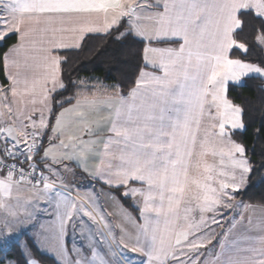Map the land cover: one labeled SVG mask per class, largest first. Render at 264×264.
<instances>
[{
    "label": "snow or ice",
    "instance_id": "snow-or-ice-1",
    "mask_svg": "<svg viewBox=\"0 0 264 264\" xmlns=\"http://www.w3.org/2000/svg\"><path fill=\"white\" fill-rule=\"evenodd\" d=\"M249 15L260 21L255 39L264 46V0H0V42L13 35L18 37L17 44L0 54L5 69L10 53L19 56L25 51L27 38L37 31L34 25L59 23L73 27L52 28L53 33L66 30L79 33L75 38L79 42L72 44L75 48L81 46L87 34L101 32L107 35L115 31L119 40L146 41L143 60L146 67L154 70L151 73L141 70L128 95L119 94L118 104L107 102L111 111L105 119L111 121L107 129L111 135L98 148L101 141L96 139L71 135L66 142L60 138L70 124L65 119L68 114L83 124L82 130L89 136L100 129V120L90 122L87 114L80 111L81 100L64 108L72 98L57 99L68 85L62 79L61 69L66 58L56 53L69 49V44L63 38L60 41L53 38L38 54L25 55V66L29 60L38 61L44 69L31 81H24V91L33 97L31 103L43 107L38 124L29 116V123L19 128L0 126V211L4 213L0 244L13 239L19 243V235H3V229L10 232L7 217L18 216L10 203L14 188L28 184L34 190L31 210L24 220L17 219L15 223L23 226L30 221L28 228L39 225V229L20 245L23 264H43L33 256V250L51 259L52 264H131L129 253L133 257L142 254L139 264H264V236L248 247H239L234 240V250L226 248L235 222L218 241L220 252L214 253L207 247L217 235L211 225H221L222 209L232 207L230 201L240 191L244 174L252 171L244 158L247 150L231 141V133L226 131L229 127L232 131L244 129L243 109L227 98L228 83H240L250 74L264 78V64L230 57L234 48L247 52V46L238 43L235 37L243 30ZM5 79L11 81L10 87L3 90L5 96L11 91L15 97L20 81L11 73H6ZM209 95L210 108L215 109L212 118L218 120L217 135L227 137L231 145L226 153L221 149L212 150L211 154L221 156L222 166L227 155L233 171L230 173L223 167L218 170L205 163L203 173L193 175L192 156L197 143L193 126L198 124L197 117L203 114ZM83 104L94 108L98 101L85 99ZM58 107L62 110L57 113ZM8 111L11 113L10 107ZM91 123L96 125L95 129L89 126ZM49 128L53 135L45 148L43 137ZM53 139L59 143L53 144ZM113 146L118 153L111 150ZM207 154L202 143L199 155ZM90 160L99 161L94 169L89 168ZM113 160L119 163L114 164ZM65 161L73 162L82 173L109 188H123L121 198H142V206L136 202L132 205L142 221L135 224L134 241L131 234L122 230L116 250L108 243L101 254L100 241L90 229L87 242L77 238L78 225L84 226L80 230L83 236L88 222L98 223V215L95 208L77 200L66 186L64 172L70 169ZM196 167L199 168V163ZM53 192L55 196L51 195ZM16 202L18 207V196ZM181 216L187 223L186 229L178 228ZM103 220L100 215L99 221ZM20 234H27V229L22 227ZM38 241L47 247H41Z\"/></svg>",
    "mask_w": 264,
    "mask_h": 264
},
{
    "label": "crops",
    "instance_id": "crops-1",
    "mask_svg": "<svg viewBox=\"0 0 264 264\" xmlns=\"http://www.w3.org/2000/svg\"><path fill=\"white\" fill-rule=\"evenodd\" d=\"M97 26H100V25H97ZM34 27H36L37 31L31 34L27 38L25 42V51L21 52L19 56H17L15 53H10L7 69H5V66H4L5 77H6V73H11V75L15 79L20 81V83L17 86V95L15 97H13L11 91H9L10 97L14 100L16 110H30L29 112L30 116L37 115V113L40 112V109L43 106L40 103H37L35 105L31 103V100L33 99V97L31 96L30 93L24 91L25 89L24 81L25 80L31 81L35 76H38L41 72H43L44 69L40 66L38 61L33 62L29 60L28 66H25L24 64L25 55L30 56L33 54H38V50L41 47H48L49 45L47 41L53 38H55L57 41H60L61 38H63V41L69 44L70 46L69 49L62 50L56 53V54L62 55L65 52L80 50L84 41L89 37L106 35L102 32L94 33V34H87L85 38L83 39L81 46L79 48H75V47H72V44L74 43V41L79 42L75 40V38L79 36L78 32H72V31L66 30V31H57L53 33L51 31L52 28L70 29L71 27H73V25H70V24L61 25L59 23L48 25L45 23H41L39 25H34ZM45 28L49 30L47 32H42L41 30ZM143 43L145 46L146 41ZM153 46L163 47L166 45H153ZM232 51L233 49L230 51L231 58H233ZM149 56H151V54H149ZM15 62H18V64ZM143 64H144V68L142 69L143 71H146L149 73L154 71L151 66H147V67L145 66L144 60H143ZM139 78L140 77H138V79ZM81 81H83L84 83L81 84ZM7 82H8V86H6L5 89H8L11 84V81L9 80H7ZM115 84L116 83H106L104 80L100 78L80 79L77 82V90L75 92V95L72 97L71 102L65 105L64 108L72 107L73 105H75L77 99L81 100L83 106L81 107L80 111H84L87 114V119L90 122L100 120V129L96 131L95 135L89 136L86 132L82 130L83 124H81L74 115L68 114L66 115L65 119L68 120L70 124L68 127L64 129V134L60 138L64 139L66 142H67L68 136H71V135L82 136L84 139H96V140L101 141V143H99L97 147L102 148L103 147L102 141H104L108 136L111 135V133L107 131V129L110 127L111 121L109 119H105L109 116V112L111 111L107 107V102H110L113 104V106H115L116 104L119 103V94L122 92L120 87L119 88L115 87L116 86ZM123 95L127 96L128 93L127 94L123 93ZM85 99H89V100L96 99L98 101V104L94 108L88 107L87 105L83 104V101ZM207 101L208 102L204 104L203 114L198 115L197 117L198 124H194L193 126L195 134H196V138H197V143L195 144L193 148V156H192L193 167L191 171L193 175H199L203 173V166L205 163L210 166H213L214 168L218 170L221 167H223L225 171H228L227 158H226L227 155L223 157L224 165L222 166L220 164L221 156L220 155L213 156L211 154L212 150H216L217 152H219L221 149L226 153L229 148V140L227 137H224L223 139L220 136H218L220 137V139L219 140L217 139L215 134L218 133L219 128H218V122L217 124L213 122L212 116L213 114H215V109L210 108V103H211L210 95L207 97ZM34 108H35V111H33ZM210 112H211V115H210ZM45 114L47 116V112H45ZM51 123L52 124L55 123L54 119L51 121ZM214 124L216 125V127H213ZM89 126L93 129L96 128V125L94 123H91ZM52 135L53 133L51 132V129L49 128L47 134L44 135L43 137V146L45 148L49 146V137ZM231 135L234 137L232 132H231ZM212 137H215V139ZM233 140L236 142V138H233ZM52 143L58 144L59 140L53 139ZM202 143L204 144V148L208 152V154L204 157H201L199 155V153L202 150ZM111 150L113 152L118 153V149L115 146H113ZM42 154L43 153L41 152V155ZM97 163H99L98 160H90L89 168L94 169ZM113 163L118 164L119 161L113 160ZM198 163H199V168L196 167ZM65 164H67L70 169L68 173H70L69 176L71 180L68 178V175H65V174H64V178L66 182L70 180L71 186L69 188L72 189L71 194L75 196L77 200H83L84 203L88 204L90 207L95 208L96 213L98 215V223L92 224L91 222H88V225L85 228L83 236L80 235V230H81V227H84V226L78 225L77 238L83 239L84 242H87L86 238L89 234V229H90L95 239L97 241H100V246L98 248V251H100L101 254H103L107 250L108 243H111L113 245V249L116 250L115 245L119 241L121 235H123V232H127L131 234L132 239L134 241L135 235H136L135 224L142 223V221L139 220V212L132 205L134 202H136L139 206H142V198L139 196L130 197L126 199L121 198L120 193L124 191L123 188L119 190L115 188H109L103 183L98 182L91 175H86L85 173H82L80 168L76 167L73 162L65 161ZM86 179H89L90 181H85ZM23 185L24 184L19 186V188L21 189L20 197L27 198L28 199L27 203L28 205H30V202H32L34 199V190L31 189L29 185L27 186H23ZM134 186L139 187L140 185H134ZM245 190L246 189L241 190L239 192H242ZM237 193L235 195L236 197L235 203L237 204V209L233 213L236 217V221H235L236 227L229 234L227 241H226V248L229 251L234 250V246L232 244V241L234 240L239 242L238 244L239 247H248L252 244H255L261 236H264V207L259 206V205H250L246 203H243L240 205L239 200H238L239 198L237 197ZM51 195L55 196V193L53 192L51 193ZM100 196L103 199L100 198ZM123 200H126L128 205L124 204ZM40 203L43 204L44 201H41ZM100 215H103L104 217L103 221H99ZM206 215H211V214L209 213ZM18 217L22 220H24L25 218V217H22L20 213H19V216H17L16 218ZM195 217L198 220L199 214L196 213ZM105 222L107 223V226H105ZM30 223L31 222L29 221L28 224ZM28 224H26L25 226V229H27V234H22L21 237L19 238L28 239L29 236H35L37 234L39 225H37L34 228H28ZM212 226L213 225H211V227ZM92 227H97V230L94 232L92 230ZM178 228H183V229L187 228V223L183 220V216H181V219L178 221ZM34 230H36L35 233H34ZM110 230H111V234H109ZM101 233H103V235H101ZM69 234L71 235V229H69ZM113 236H115V240L113 239ZM105 237L107 239H105ZM245 237L247 239H245ZM222 238H223V235L219 236L217 234L214 241L211 244H209L207 247L210 246L209 248L213 249L214 253L220 252L218 241ZM23 241H25V239L19 240V242H23ZM13 243H16V242L9 241L5 245H12ZM38 243L46 244L42 241H38ZM213 243H215L216 245L214 244L211 247ZM69 247L71 248V245H69ZM201 251L205 252V254L207 255V252L205 249H201ZM129 256L131 258V264H139V259L142 258V254H136L135 257H133L132 254L129 253ZM202 259L203 257H201V260Z\"/></svg>",
    "mask_w": 264,
    "mask_h": 264
},
{
    "label": "trees",
    "instance_id": "trees-1",
    "mask_svg": "<svg viewBox=\"0 0 264 264\" xmlns=\"http://www.w3.org/2000/svg\"><path fill=\"white\" fill-rule=\"evenodd\" d=\"M243 30L235 38L238 43L247 46V52L234 48L232 57L245 62L264 64V50L257 43L255 37L260 21L249 15L245 18ZM117 33L103 36H92L87 38L81 49L65 52L61 56L66 58V63L61 65L62 79L68 85L67 90L57 99L68 100L75 95L77 82L82 78H100L106 83H116L127 94L135 86L139 72L144 68L143 48L144 43L131 38L119 40ZM18 42V37L13 35L6 38L0 44V54L7 52L9 48ZM0 84L8 86L5 79L4 64L0 63ZM228 98L243 109V121L246 129L237 132L235 138L240 140L250 156L252 171L250 173V184L245 191L238 192L237 197L244 203L264 207V78L248 77L244 85L230 87ZM68 103H65L67 105ZM61 108H56L58 113ZM127 204L126 200H123ZM27 241V238H24ZM20 243H13L9 248L7 258H11L16 264H23L20 252ZM33 256L41 259L43 264H52L48 257H41L33 250ZM0 258V264L6 259Z\"/></svg>",
    "mask_w": 264,
    "mask_h": 264
},
{
    "label": "rangeland",
    "instance_id": "rangeland-1",
    "mask_svg": "<svg viewBox=\"0 0 264 264\" xmlns=\"http://www.w3.org/2000/svg\"><path fill=\"white\" fill-rule=\"evenodd\" d=\"M2 44V42H0ZM258 43V42H257ZM259 44V43H258ZM260 45V44H259ZM261 46V45H260ZM264 50V46H261ZM245 62V61H244ZM250 63V62H249ZM248 77H260L259 75H256V74H250ZM248 77H244L242 78L241 82L240 83H236V82H229L228 85H227V98H228V91H229V88L230 87H234V86H242L244 85L245 81H246V78ZM262 78V77H261ZM117 86V84H115ZM5 89V87L0 84V126L2 127H7V126H13L14 128H19L22 124L24 123H29V120H28V117L30 116L29 115V112L30 110H16V106H15V103H14V100L10 97V93L9 91L7 92L6 96H5V92L3 91ZM229 99V98H228ZM7 105V107L5 106ZM11 108V113H9L8 111V108ZM214 113V112H213ZM214 115V114H213ZM20 117L19 119L17 117ZM31 117L33 119H35L37 121V124L39 123V117H40V112L37 113V115H31ZM45 118H47L46 114H45ZM242 120H243V116H242ZM213 122L217 124L218 120H214L213 119ZM244 124V129L242 130H235V131H232L229 128H226V131L228 132H232V134L234 135V137L232 135H230V140L231 141H234L233 138H235V134L237 132H243L245 131L246 129V125L245 123L243 122ZM214 133V132H213ZM217 139L219 140L220 137H218L217 134H215ZM215 139V137H212ZM224 139V138H223ZM235 142V141H234ZM236 142L243 145L244 144L240 141V140H237L236 139ZM231 147L230 143H229V148ZM245 147V146H244ZM228 148V149H229ZM246 149V147H245ZM237 155V158H239V154H236ZM227 158V165H228V172H232L233 170L229 167V164H230V161H229V158L228 156H226ZM248 162H249V166L252 168V165L250 163V156L247 155V151H246V155L244 157ZM69 171H66L64 172L65 175H68V178L70 179V173H68ZM86 174V173H85ZM235 174L237 176V182H239V175H240V172L239 170H235ZM86 175H89V174H86ZM249 177H250V174H244V181H243V184H241L240 186V191L241 190H244L246 189L249 184H250V181H249ZM85 179V178H84ZM264 179V176L263 178ZM71 180V179H70ZM70 180H68L66 182V185L68 187L71 186V183H70ZM85 181H90L89 179H86ZM59 184V182H57ZM28 184H24L23 186H27ZM30 187V186H29ZM74 187V186H73ZM236 195V194H235ZM19 197L20 199V206H16L17 202H16V197ZM21 196V189L18 187V188H14L13 190V195L12 197L10 198V203L14 206V208H16L17 212H18V216H19V213L22 217H25L26 215V212L27 211H30V207L27 203L28 199L27 198H22L20 197ZM100 198H102L100 196ZM235 196H234V199H231L230 203L232 205L231 208H227V209H222V213H223V216L222 218L220 216H218V218H221V225L220 226H216V225H213L212 228L215 229V233L218 234L219 236L223 235V233L226 231V229H228L231 224L233 222L236 221V217L235 215L233 214L236 209H237V204L235 203ZM103 199V198H102ZM239 200V204H243L244 202L241 200V199H238ZM16 203V204H14ZM28 205V206H27ZM8 221L10 222V229L11 231L9 232V229L8 228H4L3 229V235H8V234H11L13 237L19 235V237H21L22 234L21 233V230H22V227L25 228L26 224H28V222H26L25 225L21 226L17 223H15V221L17 219L19 220H22L20 219L19 217L18 218H14L13 217H7ZM43 221H41L42 223ZM3 225H4V213L2 211H0V228H3ZM92 230L95 232L97 230V227H92ZM36 230H34V233H35ZM202 234V233H201ZM19 240H24V238H19ZM10 241H15L16 240H10ZM214 241V240H213ZM212 241V242H213ZM25 241L21 242V244H23ZM20 243V242H19ZM216 243V242H215ZM213 243L211 245V247L215 244ZM20 244V245H21ZM216 245V244H215ZM11 245H5V244H0V247H6V248H11L10 247ZM41 247H47L46 244H41ZM210 247V246H209ZM208 247V248H209ZM9 249H3V252H0V258H2V262L4 260V258H7V252ZM21 250V249H20ZM6 262L5 263H2V264H16L15 261L11 258H7L5 260Z\"/></svg>",
    "mask_w": 264,
    "mask_h": 264
},
{
    "label": "built area",
    "instance_id": "built-area-1",
    "mask_svg": "<svg viewBox=\"0 0 264 264\" xmlns=\"http://www.w3.org/2000/svg\"><path fill=\"white\" fill-rule=\"evenodd\" d=\"M24 167L27 168V164H25Z\"/></svg>",
    "mask_w": 264,
    "mask_h": 264
},
{
    "label": "water",
    "instance_id": "water-1",
    "mask_svg": "<svg viewBox=\"0 0 264 264\" xmlns=\"http://www.w3.org/2000/svg\"><path fill=\"white\" fill-rule=\"evenodd\" d=\"M11 126V125H10ZM8 127V126H7ZM11 127H13V126H11Z\"/></svg>",
    "mask_w": 264,
    "mask_h": 264
}]
</instances>
